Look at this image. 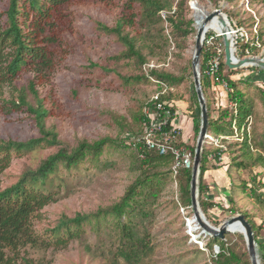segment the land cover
<instances>
[{"label":"trees","instance_id":"16d2710c","mask_svg":"<svg viewBox=\"0 0 264 264\" xmlns=\"http://www.w3.org/2000/svg\"><path fill=\"white\" fill-rule=\"evenodd\" d=\"M84 1L86 0H6V9L0 13V119L5 114L26 112L34 117L40 131L39 137L27 141L0 140V264L24 262L34 264L21 256L23 248L67 246L70 242L84 237L86 225L92 226L96 232L105 227L114 233L118 242L116 258H122L127 264L141 262L153 249L151 229L155 210L163 196V191L173 180L174 156L171 153L160 155L154 151H145L142 156V151L131 140L132 130L129 127L125 128V125L117 136L107 135L94 141L82 139L75 146L69 147L64 146L58 133L54 129H49L46 124L47 119L52 115V109H49L45 99L41 98L38 86L44 85L50 79L63 60L62 55L66 52L64 34L73 25L70 8ZM93 1L105 5L114 2V0ZM210 1L217 8L219 7L220 0ZM235 1L229 0L231 3ZM189 2V0H125L123 13L114 26L99 25L104 33L117 36L125 47L114 59L133 61L141 70L151 58L166 56L169 38L164 33L165 21L171 28L172 38L177 43L183 42L179 47L184 49L186 39L194 32V20L190 17ZM174 4L175 11L171 13ZM162 12L167 13L166 19L162 17ZM228 15L230 18V14ZM236 23L242 25L238 21ZM259 35L261 39L260 32ZM251 48L253 55L257 56L259 49ZM211 51L207 50L205 43L200 62L201 83L210 119L209 134L215 138L234 135L236 128L243 134L244 140L240 143L241 153L237 155L234 150L232 151L235 163L229 166L230 173V168H249L256 165L264 167L262 153L257 157L252 156L247 130L249 119L255 113L254 100L248 92L240 88V84L248 85L251 80L232 79L233 76L241 73L243 68L230 69L226 65L225 49L221 55L220 80L208 77L204 71L213 53ZM90 67L100 69L101 77L116 73L122 80V85L131 88L142 82L149 83L150 78L156 79L159 88H162L163 84L171 87L179 86L188 79L186 71L176 75L150 69L148 74L123 75L120 71L95 62H91ZM260 70L264 72V69ZM23 72L33 73V77L26 88L19 89L16 81ZM223 82L228 85V98L235 103L236 112L235 109L232 110L227 106L216 108L215 101L210 97V89L222 85ZM258 92L264 103V87H260ZM30 94L34 96L36 104L30 101ZM194 96L197 97L195 90ZM171 101V96L162 95L159 99L162 103ZM188 103L193 118V131L198 137L202 121L200 104L199 101L194 103L193 99ZM154 105V101H149L143 106ZM195 106L197 112L192 109ZM171 111L172 122L176 118V107L173 106ZM135 119L143 124L146 116L144 113H139ZM178 145L184 146L194 160L196 146L188 145L182 140L178 141ZM44 146L59 148L44 159L37 168L25 170L16 183L1 188L2 174L16 157ZM260 147L264 151V141L260 143ZM126 151H130L135 156L133 168L135 174L116 203L100 207L91 213H77L74 217L65 215L51 229V233H45L43 236L36 231L35 217L47 205L58 200L59 194L70 178L80 176L84 171L91 169L110 167L115 164L111 156ZM224 153L225 151L220 149L215 159L220 162ZM210 156V151L204 148L199 176L200 205L209 220L210 210L219 205L214 203L211 195H208L212 186L206 181V175L211 170L221 168V162L210 166ZM239 158L242 160L236 161ZM192 174V167H180L176 174L179 190L186 189V193L180 197L183 207L192 206ZM246 186L244 184L242 187L245 189ZM252 195L257 197L258 192L252 190ZM234 200L235 198L230 196L232 204L236 202ZM231 212L240 213L237 210ZM244 215L253 228L261 261L264 264V239L259 235L260 227H257L249 213L244 212ZM243 244L244 247L231 241L228 239V234L223 240L213 238L211 243H207V247L211 248V263L252 264L245 239ZM215 245L220 247V252L216 256L213 255Z\"/></svg>","mask_w":264,"mask_h":264},{"label":"rangeland","instance_id":"374dc122","mask_svg":"<svg viewBox=\"0 0 264 264\" xmlns=\"http://www.w3.org/2000/svg\"><path fill=\"white\" fill-rule=\"evenodd\" d=\"M124 1L114 0L113 3L105 5L101 2L86 0L70 8L73 25L64 34L66 52L62 55L63 60L50 79L44 85L38 86L41 98L45 99L48 108L52 109V115L46 122L47 127L54 129L64 146L69 147L75 146L82 139L94 141L107 135L117 136L123 125L125 128L129 127L133 135H139L143 132V125L135 119V116L144 113L147 107L143 106L144 103H148L163 92L166 97H172V101L168 104L175 106L178 111V117L177 112L175 116L177 117L176 125L183 129L184 140L188 145L197 147L199 136L197 137L193 131V118L188 106L190 99H193L194 103L198 101V97L194 96L193 69L198 34L195 5L204 7L210 13L221 9L223 13L230 14V18L228 14L227 16L232 25L238 21L249 31H254L257 25L258 33L262 35L260 41L263 45L257 56L264 58V1L236 0L231 3L229 0H220L217 8L210 0H189L194 32L186 39V47L184 49L179 47V44L183 42L177 43L172 38L171 28L165 21L164 33L169 38L167 55L151 58L141 70L133 61L114 59L123 52L125 47L117 36L106 34L99 27L100 24L107 26L116 24L123 13ZM175 4L171 13H174ZM6 5V0H0V13L6 9ZM210 32L219 34L215 30H209L207 33ZM221 42H223L222 36L218 38L216 45ZM91 62L120 71L123 75L148 74L150 69L176 75L186 71L188 79L182 85L175 87L164 84L162 88H159L155 78H150L149 83L142 82L135 88L124 87L116 73L101 77V70L90 67ZM259 68L258 66L244 67L241 73L232 78L242 81L251 80L248 85L240 84V88L248 92L254 100L255 113L249 119L247 126L253 157H257L260 153L264 155L260 147V143L264 141V103L258 92L260 87H264V72H261L262 68ZM32 77L33 73L23 72L16 81L18 88H26ZM165 87H167L166 92ZM210 97L215 101L216 108L226 106L232 110L236 108L235 103L229 101L228 89L224 85L212 87ZM30 101L36 104L32 94H30ZM196 107L192 109L197 112ZM39 136L40 131L32 115L26 112L2 115L0 140L27 141ZM243 137L236 128L234 135H222L219 138L213 137L214 140L211 138L205 140L204 148L211 153L210 166L221 162V168L211 170L206 179L212 186L208 195H211L214 203L219 205L210 210V216L208 215L210 220L201 208L200 193L198 201L206 219L216 227L238 214L249 213L257 227H260L259 235L264 239V167L256 165L249 168H230L232 174L228 170L229 166L235 163L233 154L241 153L242 144L240 143L243 142ZM178 139L181 140V138ZM58 148L57 146L39 147L26 155L16 157L2 174L1 188L16 183L25 170L37 168ZM220 149H223L225 153L219 162L215 159V155ZM233 150L234 153H232ZM111 157L114 165L84 171L80 176L70 178L59 194L58 200L40 211L34 223L36 231L41 236L51 233V229L65 215L74 217L77 213H91L100 207L112 205L121 198L134 177L135 156L130 151H126ZM239 160L242 158L236 161ZM191 167L193 171V163ZM173 176L172 182L166 186L156 206L154 224L151 229L153 249L137 264H212L211 248L207 247V243H211L213 237L210 233L203 232L202 228L194 229L196 223H191L195 211L192 206L184 207L185 210H182L180 197L186 193V189L179 190L177 175L174 173ZM244 184L247 185L245 189L242 187ZM252 190L258 192L257 197L252 195ZM230 196L235 198L236 204L230 202ZM231 210H237L240 213L234 214L235 212ZM95 230L92 226L86 225V234L80 240H74L67 246L58 248L28 246L22 249L21 256L34 264H127L122 258H116L118 242L115 234L105 227L99 232ZM228 239L244 247L243 233L231 232L228 234ZM200 243L204 245L203 248ZM257 248L262 264L259 246Z\"/></svg>","mask_w":264,"mask_h":264},{"label":"built area","instance_id":"2783aa9c","mask_svg":"<svg viewBox=\"0 0 264 264\" xmlns=\"http://www.w3.org/2000/svg\"><path fill=\"white\" fill-rule=\"evenodd\" d=\"M162 16L166 19L165 12H162ZM231 28L235 55L237 58H262L261 56H254L251 48H263V45L260 41V35L257 30V25L255 26L254 31H249L246 27L238 25L237 23L235 25L231 24ZM219 37L220 34L210 32L208 36H205L204 41V44L206 43L207 50L213 51L206 63L204 73L211 79L217 81L220 80L221 55L223 53V49H225L224 42L216 45V41ZM246 45H249L250 47H244ZM222 85L228 89L227 83L223 82ZM163 86L164 84L162 87ZM166 88L167 87L164 88L165 90L163 89L165 92L167 91ZM162 95L163 92L151 99V101L155 102V105L147 106L144 111L146 119L142 124L143 132L139 135H132L131 140L133 141L134 145L138 147L140 151H142V156H144L145 151H154L160 155L171 153L175 158L173 171L175 174H177V171L180 167L190 168L193 163V158L191 153L184 146L178 145V138H181L182 131L181 128L176 127L175 124H173L175 119L172 122L170 121L172 117L171 108L173 106L167 102H159V99ZM167 105L168 109H166ZM208 138L214 140L213 136L209 133L206 139ZM182 210H185L184 207ZM188 222H190L189 219ZM200 244L203 248L204 245L202 243ZM219 252L220 247L215 245L213 248V255L216 256Z\"/></svg>","mask_w":264,"mask_h":264},{"label":"water","instance_id":"95a60500","mask_svg":"<svg viewBox=\"0 0 264 264\" xmlns=\"http://www.w3.org/2000/svg\"><path fill=\"white\" fill-rule=\"evenodd\" d=\"M221 15V22L224 26H229L230 30L225 31L220 34L223 38L224 47H225V63L230 69H239L249 66H258L264 69V58L258 57H247L239 59L235 55V48L233 44L231 22L227 14L223 13L221 9L214 10L209 16L208 20H212L215 16ZM206 36V30L201 29L197 35L195 55L193 57V69H194V81H195V90L198 97V101L201 108V129L199 133L198 143L195 151L194 162H193V174L191 182V195H192V207L195 211V216L193 220H197L200 223L203 232H208L215 239L223 240L225 236L231 233L229 226L235 222H240L245 228V233L243 234L246 240L247 248L251 258L252 264H261L258 253V244L255 238V233L250 222L247 220L244 214H238L237 216L232 217L231 219L226 220L219 227L212 225L207 219L204 213L202 212L199 201V176H200V167L202 161V154L204 150L205 140L209 133V112L207 101L202 88L201 83V73L197 70L196 65L200 63L202 50L204 47V41Z\"/></svg>","mask_w":264,"mask_h":264},{"label":"bare ground","instance_id":"6f19581e","mask_svg":"<svg viewBox=\"0 0 264 264\" xmlns=\"http://www.w3.org/2000/svg\"><path fill=\"white\" fill-rule=\"evenodd\" d=\"M195 8H196V13H195L196 14V27L198 29V33L201 29H205L206 33L209 30H215L219 34L230 30L229 26H224L223 23L221 22V17H222L221 15L215 16L212 20H208V16L211 13L207 9H205L204 7H199L198 5H195ZM196 41H197V38H196ZM195 49H196V46H195ZM196 68L198 71H200V63H197ZM194 223H196V226L194 229L201 228L200 223L197 220H193L191 224H194ZM229 229L231 230V232H234V233L235 232H241L243 234L245 233V228L242 226L240 222H235L234 224L230 225Z\"/></svg>","mask_w":264,"mask_h":264},{"label":"crops","instance_id":"0c3cea01","mask_svg":"<svg viewBox=\"0 0 264 264\" xmlns=\"http://www.w3.org/2000/svg\"><path fill=\"white\" fill-rule=\"evenodd\" d=\"M174 101H175V100H174ZM178 115H179V114H178V111H177V117H178ZM177 117H176L175 120L173 121V124H175L176 127L181 128L180 126H177V125H176ZM181 131H182L181 140H182L183 142L186 143L187 141L184 140V138H183V129H182V128H181ZM209 172H210V171H209ZM209 172H208V173H209ZM208 173H207V175H206V179H207Z\"/></svg>","mask_w":264,"mask_h":264}]
</instances>
